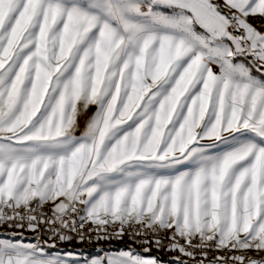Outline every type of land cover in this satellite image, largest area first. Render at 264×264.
Masks as SVG:
<instances>
[{"label": "snow or ice", "instance_id": "1", "mask_svg": "<svg viewBox=\"0 0 264 264\" xmlns=\"http://www.w3.org/2000/svg\"><path fill=\"white\" fill-rule=\"evenodd\" d=\"M255 17L264 0H0V264H264Z\"/></svg>", "mask_w": 264, "mask_h": 264}, {"label": "built area", "instance_id": "2", "mask_svg": "<svg viewBox=\"0 0 264 264\" xmlns=\"http://www.w3.org/2000/svg\"><path fill=\"white\" fill-rule=\"evenodd\" d=\"M263 20H264V18H262V17L251 18V21H263ZM45 239H47V237H45ZM74 242L78 244V247L80 249H83L86 247L104 248L106 246L114 245L117 243L115 241L104 242V243H96L95 241L92 243H79L77 241H73L72 243H74ZM152 251H154L158 256H160L162 258H167V259H172L176 255V253L169 252L167 249L157 250L156 248H153Z\"/></svg>", "mask_w": 264, "mask_h": 264}, {"label": "crops", "instance_id": "3", "mask_svg": "<svg viewBox=\"0 0 264 264\" xmlns=\"http://www.w3.org/2000/svg\"><path fill=\"white\" fill-rule=\"evenodd\" d=\"M252 23H254L255 25H257V26H262V25H264V20L263 21H251ZM90 112L91 111H94V109H90L89 110ZM26 235H31L30 233H26ZM59 247L60 248H67V249H72V248H74V249H77L78 250V254H81V255H83L84 257H89V258H91L92 256H95V255H97V254H103L102 252H101V249H106V248H108L109 246H106V247H104V248H92V247H86V248H83V249H80L79 247H78V244L77 243H72V244H70V245H68V244H61V245H59ZM154 252V251H153ZM155 253V252H154ZM163 262H164V264H172V261H165V260H163Z\"/></svg>", "mask_w": 264, "mask_h": 264}, {"label": "rangeland", "instance_id": "4", "mask_svg": "<svg viewBox=\"0 0 264 264\" xmlns=\"http://www.w3.org/2000/svg\"><path fill=\"white\" fill-rule=\"evenodd\" d=\"M156 254V253H155ZM157 255V254H156ZM162 258V257H161ZM165 261H172V259L162 258Z\"/></svg>", "mask_w": 264, "mask_h": 264}]
</instances>
